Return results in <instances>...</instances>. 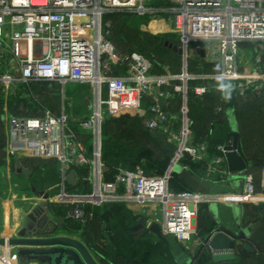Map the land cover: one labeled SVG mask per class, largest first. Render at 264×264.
<instances>
[{"label":"built area","instance_id":"2783aa9c","mask_svg":"<svg viewBox=\"0 0 264 264\" xmlns=\"http://www.w3.org/2000/svg\"><path fill=\"white\" fill-rule=\"evenodd\" d=\"M153 1L0 0V90L5 103L18 87L37 83L59 85L62 100L59 114L47 110L34 117H17L8 113L5 152L10 158L26 156L59 165L56 192L39 202L46 212L52 205L70 207L64 219L85 224L89 206L133 205L138 215L151 217L149 224L159 225L164 234L187 244L196 234L201 204L252 202L258 206L264 196V167L258 174H242V187L234 193H175L169 188L171 170L185 157L205 165L207 181L232 176L225 144L217 149L220 155L211 156L206 144L194 143L189 83L205 82L191 88L195 97L202 98L210 91V82H218L222 101L227 87L238 98L264 90V0H163L167 5L160 8ZM120 12L140 17L169 15L187 68L180 75L167 68L154 73L152 62L143 55L118 53L107 38L103 18ZM246 47L259 51L251 62L240 57V49ZM202 50L205 61L218 68L208 75L190 74L188 59H202ZM69 85L91 86L92 106L86 117L68 114ZM127 113L138 115L147 130L176 146L165 175L148 176L140 168L133 172L120 169L112 181H105L102 125L107 118ZM85 135L90 137L91 150L82 139ZM73 168L86 170V174L78 175ZM72 172L73 185L86 184L90 193L69 192L67 179ZM0 264L22 263L9 248L0 247Z\"/></svg>","mask_w":264,"mask_h":264},{"label":"trees","instance_id":"16d2710c","mask_svg":"<svg viewBox=\"0 0 264 264\" xmlns=\"http://www.w3.org/2000/svg\"><path fill=\"white\" fill-rule=\"evenodd\" d=\"M152 4L158 8L167 5L163 0H154ZM118 17H122L123 23L128 25L130 19L138 18V16L134 13L120 12L107 14L103 18L107 38L112 42L118 53L124 54L116 43L117 36L121 34L120 29L125 28L124 25H117V31L112 30V32L109 31L107 26H114L113 29H115V21ZM126 18L130 19L125 20ZM133 31L130 34V42L134 45V48H129L127 53H138L149 59L153 64L154 73H163L166 68L175 75L182 73V56L166 46L169 43L180 48V40L175 34L146 38L145 36L141 37L137 29H133ZM110 33L112 34L110 35ZM135 47H138L139 51ZM152 47L155 49H151ZM217 68L216 65L200 59L196 62L192 61L191 65L189 64L188 72L190 74L205 72L208 75L214 73ZM202 84H205V82L199 80L189 83L188 107L194 143L206 144L211 156L220 155L217 149L225 144L227 134L231 130V121L237 124L240 114L249 108L259 106L256 112L260 111V114L264 112V90L261 93L251 94L246 98L232 97L222 102L221 94L217 91L218 82H210V91L202 98L195 97L191 88ZM59 92L60 86L50 83L20 86L16 89L15 94L9 96L5 103L0 90V167L3 164L4 140L6 138L4 126L5 105L8 107L9 114L17 117H34L47 110L57 114L56 107L62 104ZM83 92L89 93L91 96V86L76 85L72 95L73 99L77 97L81 101ZM179 99L180 95L177 96V101ZM178 103L175 102L176 107L179 106ZM224 104L226 109L224 113L219 115L216 109ZM67 112L75 118L88 115L84 107H81L78 113L68 107ZM238 129L241 141L240 149H242V146L247 149H263L262 143L264 141H259L255 138L257 136H251L244 132V128H242L239 121ZM75 131L78 133L77 128H75ZM82 139L91 150L90 137L88 138L85 135L82 136ZM176 150V146L170 144L164 136L147 130L143 119L138 115L127 114L120 118H107L102 125V162L105 166V181H112L120 169L133 172L140 168L148 176H163L168 172ZM35 166L34 174L37 177L33 178V188L45 190L54 187L58 183V167H51L47 161H37ZM178 166L184 167L185 171L182 174L175 172L171 174L170 190L175 193H195L193 180L194 178L198 180L205 179V165L192 162L185 157ZM42 168H44V172L41 171ZM262 168L250 167L246 172L257 173ZM72 170L81 176L86 174V170L83 169L73 168ZM42 175H45V177L42 178ZM68 190L71 193H90V187L86 184L68 185ZM204 208H201L198 213L197 235L200 238L207 237L217 227L209 214L208 208ZM69 209L70 207H54L53 205L50 208L55 216L63 222L67 232L66 235L81 238L93 252L111 264H182L181 259L188 254L175 237L164 235L159 225L152 224L151 227L147 228L149 218L135 214L124 203H110L101 208L89 206L86 210L89 217L86 223L82 225L64 219ZM209 256L203 250L193 264H206Z\"/></svg>","mask_w":264,"mask_h":264},{"label":"crops","instance_id":"0c3cea01","mask_svg":"<svg viewBox=\"0 0 264 264\" xmlns=\"http://www.w3.org/2000/svg\"><path fill=\"white\" fill-rule=\"evenodd\" d=\"M155 1H161V0H155ZM168 16L167 14H164V19L167 23H162L159 26V29H165L170 34H172V23L169 20L168 23ZM205 61V58H202ZM209 63L208 61H205ZM215 65V64H214ZM84 96V95H83ZM89 98V95H87ZM91 95V101L90 98L88 99L89 104H87L86 111L90 112L91 104H92V98ZM57 114L60 113L61 106H57ZM5 115L9 113L8 107L5 105L4 107ZM235 122L231 121L230 127L231 129H236L239 132L238 126H235ZM263 149H247L243 148L240 149V152L242 156L245 158L247 163L249 164V168H257V167H264V142L262 143ZM211 154V153H209ZM36 160H33L29 157H17V158H10L6 155L5 149H4V158H3V164L2 167H0V234L6 233V235L11 236L12 234H15L16 228L19 226L21 219L24 217L25 214H28L32 210H34L36 207L39 206V202H44V200H48V197H51L52 194H54L55 191H53L54 187L45 190L37 189L36 192L32 190V180L29 181V177H31L32 172L36 168L37 162ZM51 167L56 166L59 167V165L54 161H47ZM176 167V166H175ZM172 170V173L174 172V169ZM59 169V168H58ZM42 172H44V168L41 169ZM185 171V168L180 167V173L182 174ZM246 173V172H245ZM243 173V174H245ZM255 174H258L255 173ZM242 175V174H241ZM231 176L229 178H226L224 180L222 179H216L212 181H207L206 179L198 180L194 178L193 183V189L195 193L203 194V195H216V194H225V193H234L238 192L242 187V177ZM243 176V175H242ZM42 178L45 177V175L41 176ZM233 177H236V182H233ZM28 178L25 182L24 179ZM241 178V179H240ZM232 181V182H231ZM25 185L23 186V184ZM28 188L29 191H31L34 198H30L31 201L25 202L23 199H20L18 192L22 188ZM37 194V195H36ZM39 195V196H38ZM47 196V198H46ZM36 198V200H35ZM262 199L259 200V208L256 210H253V206H255L254 203L248 202L247 204H239V205H226L221 203H203L199 207V211L201 208L209 210V214L212 218V220L215 223H223V221L226 220L227 217H229L233 210L235 209L237 212H240L239 216L237 217L239 220V223L241 224V227L246 230L249 241L247 243L251 245L255 249V253L244 251L242 248H239L238 251L232 252L234 255V258L229 259L228 261H215L214 255H218V253L211 251L210 249H205L210 256L209 260L206 262V264H264V196L261 197ZM28 203V204H23ZM55 207V206H54ZM128 209L135 212V214H139V209L136 206L130 205L127 206ZM199 213V212H198ZM50 219L53 222L55 227L59 228V232L61 234H65L66 229L63 226V222L60 221L55 214L50 210ZM148 217V223L147 228L151 227L152 225L149 224V221L151 217L145 215ZM198 226V217H197V224ZM53 226V227H54ZM162 231V230H161ZM197 232V228H196ZM163 233V232H162ZM164 234V233H163ZM198 234V233H197ZM66 235V234H65ZM166 235V234H164ZM172 236V235H171ZM75 238H78L77 236H73ZM204 238L198 237L196 235L192 241H190L187 244L181 243L180 241L177 242L186 249L187 256L185 258H182V264H190V262L193 260H197L200 256L201 249L204 244ZM81 239V238H78ZM82 240V239H81Z\"/></svg>","mask_w":264,"mask_h":264},{"label":"water","instance_id":"95a60500","mask_svg":"<svg viewBox=\"0 0 264 264\" xmlns=\"http://www.w3.org/2000/svg\"><path fill=\"white\" fill-rule=\"evenodd\" d=\"M166 46L183 57V68L186 69L187 60L184 50L169 43ZM201 58H205L204 50L201 51ZM224 95L226 100L232 98L230 88H225ZM240 144V134L237 128H232L226 137L224 156L229 172L236 177L249 169V164L240 152ZM67 182L69 185L74 184V172L68 176ZM32 190L36 192L35 188ZM42 204L24 215L15 234L11 236L6 233L0 234V247L9 248L22 264H111L93 252L85 241L61 234ZM252 208L256 210L259 206ZM239 214L240 212L234 209L223 223H216L217 227L205 238L201 252L210 249L218 253L213 259L221 262L234 258L232 252L238 251L239 248L255 253V249L247 243L249 237L239 223L237 218ZM193 262L192 260L190 264Z\"/></svg>","mask_w":264,"mask_h":264},{"label":"rangeland","instance_id":"374dc122","mask_svg":"<svg viewBox=\"0 0 264 264\" xmlns=\"http://www.w3.org/2000/svg\"><path fill=\"white\" fill-rule=\"evenodd\" d=\"M129 19L130 18H128V19L126 18L125 20H129ZM167 19H168L167 21L169 23V18H167ZM115 22H116L115 29H113L114 26L113 27H110L109 25H107V26L109 27V31L112 32V30L117 31V29H116L117 25H120V26L124 25L123 27H125V28L120 29L121 34H119L117 36V42H116L117 46L119 47V49H121V51H123L124 54H127V51L129 48H134V45L131 44V42H130L131 41L130 40V38H131L130 34L133 31V29H137V31H139V34L141 35V37L145 36L146 38H149L150 36L170 34L168 31L169 30L168 27H167V31L163 28L159 29L161 22L167 23L166 20L164 19V17L161 15L146 16V17L138 16V18L130 19L128 25H126V23H123L122 17L116 18ZM111 34L112 33H110V35ZM137 39H139V38H137ZM146 40H148V39H146ZM135 49H137V51H139L138 47H135ZM151 49H155V48L152 47ZM258 52L259 51L257 48H251V47L241 48L240 49V57H242V60L245 62H251L256 57ZM192 61L196 62L198 60H196L195 58H189L188 59V66H189V64L190 65L192 64ZM183 62H184V59H183V57H181V70H182V72H183ZM195 73H196L195 75H202V76L206 75L205 72L204 73L195 72ZM75 89H76V85H69L66 87V94H67L66 95V104H65L66 108L68 109V107H70L72 110H74L75 113H78V110H81V107H84L85 112H86L87 104H89L88 102L91 101V96L89 95V93H87L89 95V98H90V101H88L89 98H88L87 94L83 92L84 96L81 99V101H79L77 97H75V99H73L72 95H73V91ZM70 101H72L73 103L71 104ZM82 101H84V102H82ZM258 107L259 106L255 107V108H249L246 111H244L242 114H240V116L237 120V124H235V126L236 127L238 126V121H239L242 128H244V132H246L247 134H249L251 136H253V135L257 136L255 138H257L259 141H264V112H262L263 115L260 114L261 113L260 111L256 112V109ZM218 108H221L222 110L218 111L217 110ZM217 109H216V112L219 115H221V113H224V111L226 109L225 104L223 106L222 105L218 106ZM263 111H264V108H263ZM127 114H135V113H127ZM127 114H122V115L114 117V118H120L121 116H124ZM232 118H234V117H232ZM4 126H5V124H4ZM5 146H6V138L4 140V149H5ZM33 160H36L35 162L40 161L38 159H33ZM174 172L180 173V166L177 165L174 169ZM36 177H37V175L35 176L34 171H33L31 174V177H29L30 178L29 181H31V179L33 180V178H36ZM27 179L28 178H25L24 182ZM233 179L234 180H232V181L236 182L237 178L233 177ZM21 184H23V186L25 185V183H21ZM18 195H19L20 199H23L25 202L31 201L30 198H34L31 191H29L28 188L26 189L24 187L18 192ZM35 200H36V198H35ZM23 204L26 205L28 203H23ZM196 224H197V221H196ZM79 225H82V224H79ZM196 228H197V225H195V229ZM196 235H197V232H196L195 236Z\"/></svg>","mask_w":264,"mask_h":264},{"label":"flooded vegetation","instance_id":"af4514ba","mask_svg":"<svg viewBox=\"0 0 264 264\" xmlns=\"http://www.w3.org/2000/svg\"><path fill=\"white\" fill-rule=\"evenodd\" d=\"M33 211V210H32Z\"/></svg>","mask_w":264,"mask_h":264}]
</instances>
